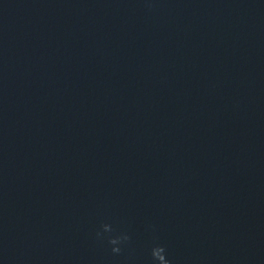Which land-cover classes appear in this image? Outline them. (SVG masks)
Segmentation results:
<instances>
[{
	"label": "water",
	"instance_id": "1",
	"mask_svg": "<svg viewBox=\"0 0 264 264\" xmlns=\"http://www.w3.org/2000/svg\"><path fill=\"white\" fill-rule=\"evenodd\" d=\"M157 244L264 264V0H0V264Z\"/></svg>",
	"mask_w": 264,
	"mask_h": 264
},
{
	"label": "clouds",
	"instance_id": "2",
	"mask_svg": "<svg viewBox=\"0 0 264 264\" xmlns=\"http://www.w3.org/2000/svg\"><path fill=\"white\" fill-rule=\"evenodd\" d=\"M104 232H112V226L109 224H105L103 226ZM102 233H97V237L98 238H102ZM130 236H128L127 234H123V235H119V236H115L110 238L109 243L111 245H113L114 247L112 248V251L114 253L119 254L122 251L121 245L128 242L130 240ZM151 255H152V259L154 261V264H172V262L167 258V251L166 248L162 245H155L152 249H151Z\"/></svg>",
	"mask_w": 264,
	"mask_h": 264
}]
</instances>
